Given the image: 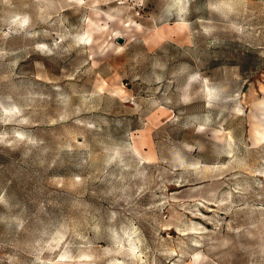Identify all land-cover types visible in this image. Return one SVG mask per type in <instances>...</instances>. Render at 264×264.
<instances>
[{
    "label": "rangeland",
    "instance_id": "1",
    "mask_svg": "<svg viewBox=\"0 0 264 264\" xmlns=\"http://www.w3.org/2000/svg\"><path fill=\"white\" fill-rule=\"evenodd\" d=\"M173 2L145 0L141 7L110 0L92 8L0 0V105H17L28 118L0 123V135L11 140L22 132L36 141L0 144V264H34L29 253L54 233L64 234L74 253L90 245L94 264H107L103 249L133 226L144 237L146 264H188L196 251L214 264H264V143L253 146L255 133L264 131V0H225L238 4L227 19L208 8L220 0H189L187 28ZM41 8L51 20L42 19ZM205 28L213 31L205 35ZM56 33L69 38L51 55L34 49L51 46ZM81 33L93 42L75 46L71 37ZM197 73L218 91L212 109L198 94L200 81L188 90L192 103H180ZM207 113L212 123L196 133L194 122ZM219 129L232 131L246 168L223 181L173 171L177 157L186 164L225 162ZM14 217L24 221L21 231ZM201 225L208 230L177 232ZM224 239L230 245L219 248Z\"/></svg>",
    "mask_w": 264,
    "mask_h": 264
},
{
    "label": "clouds",
    "instance_id": "2",
    "mask_svg": "<svg viewBox=\"0 0 264 264\" xmlns=\"http://www.w3.org/2000/svg\"><path fill=\"white\" fill-rule=\"evenodd\" d=\"M110 0H68V4H75L77 6H85L88 5L89 7L95 8L97 5L101 3H108ZM125 0H120V3H124ZM135 4L137 6L144 7L145 0H135ZM51 5H46V8H50ZM172 7L176 10V16L180 20V22L187 28L188 22L185 21L184 17L189 8V0H174ZM238 4L236 2H225V0H220V2L209 3L208 8L213 13L220 14L224 19H227L230 15L236 14V9ZM46 8H41L40 11L45 13L42 17L43 20L48 21L52 19V16L46 13ZM99 15V13H98ZM109 19H115V17H108ZM30 23V18L25 17L23 21V25L26 27ZM95 27V26H94ZM231 27L239 32L240 34L245 33V28L243 26L232 24ZM104 31L107 30L105 27L102 29ZM213 31L211 28H205L204 33L205 35L210 34ZM33 36L38 35L37 33L33 32ZM114 35H118V33H114ZM3 36L7 38L9 36V32H4ZM57 38L51 43L49 46L46 43H36L34 45V49L41 54H48L51 55L54 50L58 49L61 44L64 43L66 39L69 37L67 34H60L56 33ZM75 46H79L81 44H91L93 41L89 38L87 33H81L79 35H74L71 37ZM73 47L72 44L68 45L64 48V51H68L69 48ZM123 51V49H121ZM15 63V62H14ZM157 82H159L160 77H156ZM200 81L202 87L198 90V94L203 97L204 100V107L205 109H212L214 107V103L219 99L217 89L211 87L207 77L201 80L199 74H193L189 76L187 84L181 90L182 95L180 96V103L184 105H188L192 103V97L188 95V90L190 86L196 82ZM171 103V101H169ZM238 115H242V112L237 110ZM66 117L61 116L60 119L64 120ZM15 122L17 124H27L28 118L24 115V109L17 106L12 105L11 107H4L0 105V123L9 124ZM195 131L196 133L204 132L208 126L212 123L210 113H207L203 117V121H195ZM185 127H188L186 125ZM217 135L220 138V141L225 144L226 151L225 156L227 159L223 163H212V164H204L199 161L194 163H185L182 159L177 157L175 164L173 165V171L177 169L182 170L185 173H192L198 177H203L205 173H211L215 176L217 181H223L226 176H229L231 173L235 172L238 169L246 168V163L244 160L237 157L234 147L236 141L233 137V133L231 130H223L219 129L217 131ZM257 139L254 141L253 146L258 147L259 144L264 143V131H258L255 133ZM14 139H9L7 134L0 135V144H6L7 146L11 147L19 142L26 141L29 144H35L36 141L26 137L22 132H14L13 133ZM189 150H195L191 146H187ZM118 155V154H117ZM116 157H113L108 160V163L111 164L115 161ZM140 177H143L144 173H138ZM260 175H264L261 173ZM77 179H81L77 177ZM179 183H177V187H179ZM142 189L137 191V195ZM221 192L227 191V188H221ZM127 199H131V197L125 198V202ZM229 200L221 199L219 203L221 205L229 204ZM0 203H4L3 196L0 195ZM112 219H115V213H112ZM16 224L17 231H21L24 228V221L17 217L13 218V221ZM219 227V225H217ZM253 229L257 226L255 224L251 225ZM203 225L198 227L189 228L185 231H181L177 229L181 235H188L189 233L199 234L202 232L207 231ZM229 231L240 232V228L231 229L229 227ZM115 231H113V237L115 238ZM66 236L61 233H54L53 236L47 240L43 245L40 244L38 241L36 244V248L33 252L29 253L34 260V264H94V262L98 259L96 254L92 252L91 246H88V251L78 250L77 252L72 251V246L69 243H66ZM144 241V237L140 235L138 229L133 226L129 230L123 232L122 238L116 239L115 243L112 247H105L103 249V257L108 259L107 264H125V261H131L132 264H146L144 252L141 251V245ZM193 245L199 248L201 245L197 241L192 242ZM231 241L228 239H224L220 242L219 248H227L230 245ZM83 249V246H81ZM217 249H212V251H216ZM45 253H48L47 258H44ZM171 256H176V251H171L168 253ZM181 256L184 254L181 253ZM260 255L264 256V240L260 245ZM116 257H123L124 259H116ZM7 259L12 262L15 261L17 258L15 256H8ZM188 264H214L211 257L204 252L196 251L191 254L190 258L188 259Z\"/></svg>",
    "mask_w": 264,
    "mask_h": 264
}]
</instances>
